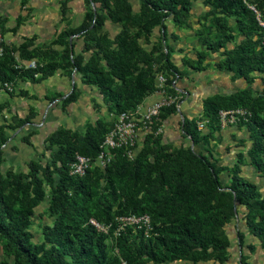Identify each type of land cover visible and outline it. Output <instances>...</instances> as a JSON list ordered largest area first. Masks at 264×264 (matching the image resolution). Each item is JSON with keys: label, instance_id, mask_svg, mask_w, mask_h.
<instances>
[{"label": "trees", "instance_id": "obj_1", "mask_svg": "<svg viewBox=\"0 0 264 264\" xmlns=\"http://www.w3.org/2000/svg\"><path fill=\"white\" fill-rule=\"evenodd\" d=\"M194 1L140 0L136 13L130 0H85L83 23L77 28L67 27L55 41L54 45L64 47L62 52L52 48L30 50L33 43L29 39L16 50L5 47V55L0 57V85L16 79L35 80L37 74L46 80L64 69L71 78L96 89L113 115L134 111L154 95L158 73L167 78L168 93L177 94V82L187 70L204 71L209 55L219 54L217 68L230 73L232 80L244 79L248 87L207 98L202 120L209 122V133L199 131L200 121L184 118L183 135L194 146L209 144L214 131L220 129L219 112L243 108L252 113L249 122L239 125L247 129L251 148L246 154H238L234 166H224L191 147L172 148L160 137L148 136L134 161L120 149L106 170L94 167L85 177L70 176L75 155L96 158L112 127L111 122L97 121L84 133L58 130L45 139L41 154L35 151L37 160L30 161L26 170L3 172L5 148L11 139L6 132L13 129L3 125L0 245L6 261L2 264H172L179 260L194 264L217 260L224 264L233 241L222 229L237 217L238 207L245 211L246 230L264 250V196L242 172L243 166H249L264 179V30L249 7L255 6L264 16V0H203L211 9L198 18L200 28L195 36L204 50L197 52L196 60H184L186 70L180 71L171 61L165 25L170 21L179 29H189ZM69 2L60 1L63 18ZM22 21L18 18V25ZM109 21L121 26L114 38L104 31ZM158 27L163 28L160 41L150 51L145 50L143 44H150ZM77 36L84 42L80 54L75 52V42L71 43ZM14 51L23 62L37 59V70H17ZM256 77L261 78L262 88L255 90ZM78 98L75 84L63 106ZM177 111L176 105L165 109L160 123ZM31 119L18 120V124L23 126ZM33 136L35 133L22 138L23 144L32 146ZM224 173L231 178L227 186L222 184ZM46 198L54 221L42 228V242L34 243L30 229L35 210ZM144 199L152 200L154 206L144 204ZM129 215L150 216L153 229L148 236L144 230L129 227L115 238L89 224L92 218L110 224ZM236 242L243 248L245 234L238 232ZM249 249L254 251L255 246ZM240 264H249L248 257L241 254Z\"/></svg>", "mask_w": 264, "mask_h": 264}, {"label": "crops", "instance_id": "obj_2", "mask_svg": "<svg viewBox=\"0 0 264 264\" xmlns=\"http://www.w3.org/2000/svg\"><path fill=\"white\" fill-rule=\"evenodd\" d=\"M60 1L62 0H0V32L4 37L6 49L16 50L29 39L33 43L30 50L52 48L57 52H62L64 47L62 45H54L55 41L58 40L60 34L67 27L77 28L83 23L86 4L85 0H70L68 4L69 11L63 18ZM208 8L211 9L210 7ZM18 18L23 19L20 25H18ZM166 29L168 38L171 41L169 45L173 48L170 51L171 61L180 71H185L184 57L187 56L189 59L195 60L197 52L203 51L204 47L200 45L195 34L189 35L181 32L170 21L166 23ZM104 31H107L110 37L114 38L120 33L121 27L109 21L105 24ZM162 33L163 28H161ZM73 41L76 44L75 52L80 54L84 48L83 39L77 36ZM12 54L15 60L20 59L17 52L14 51ZM88 57L86 55V60ZM30 61H37V59ZM210 63V61L205 63L207 68L202 72L192 69L187 70V75L179 80L177 84L178 92L185 93L187 101L184 105L182 104L177 108V113L171 114L162 122L165 131L163 139L165 144L173 145L174 138L172 134L176 137L179 127L182 131L181 125L184 118L192 120L202 117L203 104L207 98L215 95L234 94L248 87L244 79L232 80L230 73L222 72L219 69L215 71L211 69L213 66L211 67ZM216 65H214L215 68L217 67ZM72 79L66 73V70L58 69L52 77L46 80H40V75L38 74L35 75V80L16 79L13 82L15 90L12 93L0 91V127L7 125L5 120L9 119V117H18L23 120L32 116V119L35 118L37 122L33 124L34 128L30 131L25 130L19 133V130L13 133V129L7 130L6 134L11 139L9 145L5 148L3 172L13 170L18 173L26 170L30 161L37 160L35 151L41 154L44 150L45 139L50 133L62 130L61 127H69V129L77 130L75 133H81L87 125L84 122L82 123V121L86 117L89 102L96 100L98 103L104 104L101 95L96 89L84 85L77 78L75 84H77L79 90V98L75 103L64 107L63 101L72 92ZM257 87L253 84L255 90L262 88L261 86ZM18 88L25 89L26 92L16 95ZM157 98L156 94H154L145 102L150 103ZM105 107L107 106L105 105ZM38 119H41L40 123ZM31 133H35V136L31 139L32 146H27L23 144L21 139L26 138ZM223 133L233 135L242 133L244 135L247 134L249 138L247 129L239 126L228 127ZM248 142V149H250L252 142L250 139ZM179 144L181 145L183 142L180 141ZM222 165L229 166L227 162H223ZM252 172L255 175V172ZM36 212L37 208L35 216ZM4 261L6 259L0 245V264Z\"/></svg>", "mask_w": 264, "mask_h": 264}, {"label": "rangeland", "instance_id": "obj_3", "mask_svg": "<svg viewBox=\"0 0 264 264\" xmlns=\"http://www.w3.org/2000/svg\"><path fill=\"white\" fill-rule=\"evenodd\" d=\"M135 12L137 13L140 9V5L141 2L140 0H130ZM209 10V8L207 6H205L203 4V0H197L193 2V7H192V17L190 19V28L189 29H179L181 32L189 34V35H193L195 34V31L197 29L200 28V24L198 22V18L202 15H204L207 11ZM231 23L233 24V20H231ZM120 26V25H119ZM166 26V25H165ZM121 27V26H120ZM161 28L162 27H158L152 37H151V41L150 44H143V47L145 48V50L150 51L152 49L153 44H157L160 41L161 38ZM173 36V35H172ZM170 39L168 38V46L170 51L173 50V48L169 45L170 44ZM229 47H232V45H230ZM196 51V49H195ZM171 56V54H170ZM197 58V56H196ZM189 59L187 56L184 57L183 60ZM220 56L219 54H210L209 58L207 59V61H210L211 63V69L217 71L218 68L214 67V65H216L219 61H220ZM196 60V59H195ZM206 61V62H207ZM226 73V72H225ZM179 82V81H178ZM177 82V84H178ZM255 86L256 88H258L257 86H261L262 87V80L260 77H256L255 80ZM22 92H26L25 89H21L18 88V91L15 93L16 95H20ZM179 97V103L177 104V108H179L182 104L184 105V103L187 101L186 98V94H182V93H177L175 94ZM104 105V104H103ZM102 104L98 103V101L96 100H92L89 102V104L87 105V114L85 119H83L82 123L84 122L85 124H87L83 131L81 133H84L87 129V127L89 125H94L96 124L97 121H100L102 123L105 124H110L111 122V118H112V114L111 112L107 109V107H103ZM182 117V116H181ZM18 120H22L19 119L18 117L15 118H11L9 117V119H6L5 121H7V125L6 126H10L13 128V133L14 132H18L21 133L22 131L25 130H32L33 124L37 123L34 119L30 120V123L24 124L23 126H20L18 124ZM181 120V118H180ZM196 120L201 121L202 117L197 118ZM38 122H41V119H38ZM241 122H237L236 124H233L231 126H239ZM9 124V125H8ZM229 126V127H231ZM208 127V125H207ZM63 130L66 131H77V130H72L69 129V127H61ZM164 128V127H163ZM209 128V127H208ZM208 128L205 129V131H202V133L206 134L208 133ZM181 128L179 127L177 129V136L175 137V135L172 134L173 136V145L171 144L170 146L172 148H180L181 146H184L185 148L191 147L195 152L200 153L202 155L207 156L210 160H216L218 162L219 165H222L223 162H227L229 164V166H234L237 162V156L239 153H244L246 154L248 152V148H249V138L247 134H228V133H223L225 131L226 128H222L220 126V129H218L217 131H214V135L213 138L210 140L209 144H200L198 146H194L188 139L185 138V136L182 134V131L180 130ZM27 131V132H28ZM210 131V129H209ZM56 132V131H55ZM54 132V133H55ZM11 133V134H13ZM53 132L49 134L48 137H51L52 134H54ZM164 134L165 131H163L162 135H160V139L163 141L164 139ZM180 141L183 142V144H179ZM246 142V144H245ZM227 146V147H226ZM10 153V152H9ZM49 153H47L48 155ZM254 171L253 168L249 167V166H243L242 172L243 175L245 176V178L247 180H249L250 182L254 183L257 187V189L261 192V194L264 196V179L261 178V176L257 173H255V175H253L254 173L252 172ZM255 172V171H254ZM221 179H222V184L224 186H227L230 183L231 178L229 177L228 173H224L221 175ZM46 190L48 191V188L45 187ZM140 196H143L140 195ZM144 204H147L148 206H154L152 200L150 199H144ZM48 204H49V200L48 198H46V201L44 203H42L41 205H39V207L37 208V212H36V216L33 220V225L31 227V232L34 236V243H40L43 240L42 237V228L44 226H48V225H52L54 218H52L49 213H48ZM236 212H237V217L230 223L226 224L224 226V228L222 229L223 232H227L230 236V238L233 241V247L228 250L227 254L224 256L225 259H227V262H224V264H240V255L243 254L244 256L248 257V263L249 264H264V250L261 249L259 241L257 239H255L253 236H251L248 231L245 228V223H244V214L245 211L243 208L238 207L236 208ZM161 220H165V216H159ZM206 218V217H204ZM205 221V219H204ZM238 232H242L245 234V244L243 246V248H239L238 244L236 242V236ZM255 246V250L251 251L249 249V246ZM114 253L117 254L118 253V249L114 248ZM172 264H194L193 262L189 261V260H179L176 262H173ZM198 264H222L217 260H211V261H207V262H199Z\"/></svg>", "mask_w": 264, "mask_h": 264}, {"label": "built area", "instance_id": "obj_4", "mask_svg": "<svg viewBox=\"0 0 264 264\" xmlns=\"http://www.w3.org/2000/svg\"><path fill=\"white\" fill-rule=\"evenodd\" d=\"M250 9L255 13L260 27L264 30V16L258 9L250 5ZM5 55V40L0 32V57ZM15 68L17 70H37V61L23 62L16 60ZM156 96L153 102H143L139 104L134 111L113 114L111 118L112 127L106 134L100 145L96 158L76 154L73 162L69 166V174L73 177H85L94 167L106 170L113 161L115 151L123 150L125 156L134 161L142 148L148 136L159 137L164 128L160 123V116L163 111L179 103V97L170 94L167 91V78L164 74L158 73L156 77ZM13 83H4L0 85V91L12 93L15 90ZM252 113L246 109L239 108L235 110H222L219 112L220 126L228 128L237 122H249ZM209 122L202 120L198 122L199 131H205ZM89 224L100 233H112L115 238L119 237L129 227H136L144 230L148 236L152 231V222L149 215H129L119 217L115 222L102 224L95 219H90Z\"/></svg>", "mask_w": 264, "mask_h": 264}, {"label": "water", "instance_id": "obj_5", "mask_svg": "<svg viewBox=\"0 0 264 264\" xmlns=\"http://www.w3.org/2000/svg\"><path fill=\"white\" fill-rule=\"evenodd\" d=\"M93 7H94L95 14H96L97 13V9H96V7L94 5H93ZM72 41H73V38L71 39V43H72ZM72 81H73V83H72V91H73L74 87H75V78H74V76H73ZM66 97H68V96H66Z\"/></svg>", "mask_w": 264, "mask_h": 264}]
</instances>
